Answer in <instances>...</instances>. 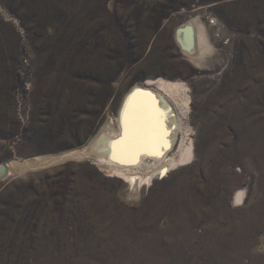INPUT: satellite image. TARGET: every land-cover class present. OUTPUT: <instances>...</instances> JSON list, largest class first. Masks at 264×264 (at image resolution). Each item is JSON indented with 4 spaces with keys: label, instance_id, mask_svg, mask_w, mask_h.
I'll return each instance as SVG.
<instances>
[{
    "label": "rangeland",
    "instance_id": "obj_1",
    "mask_svg": "<svg viewBox=\"0 0 264 264\" xmlns=\"http://www.w3.org/2000/svg\"><path fill=\"white\" fill-rule=\"evenodd\" d=\"M182 27L201 33L200 52L184 51ZM136 86L163 95L173 119L162 161L138 168L156 170L151 183L132 185L114 168L125 162L81 151L117 134ZM257 132L264 0H0V264H210L215 248L219 264H249L264 220L238 235L227 215L252 216L264 197L246 153ZM188 143V160L163 164Z\"/></svg>",
    "mask_w": 264,
    "mask_h": 264
},
{
    "label": "bare ground",
    "instance_id": "obj_2",
    "mask_svg": "<svg viewBox=\"0 0 264 264\" xmlns=\"http://www.w3.org/2000/svg\"><path fill=\"white\" fill-rule=\"evenodd\" d=\"M183 27L178 32V38H179V41L181 43V46H183V48H185L184 51L187 54H189V55H193L194 52H196V50H198V49H199L198 51L200 52L201 51V46H203V44L205 43L204 38L201 36V33L200 32H199V34L197 32L195 33V31L192 30L191 27L190 28H183ZM157 85L159 87H161V89H163L168 94H172L173 92H180L182 90V88H183V85H181V84H168V83H166V81L165 82L159 81L157 83ZM162 96L163 95H161V97L158 98L156 96V94L155 95L152 94L149 91V89L148 90L147 89L144 90V89H140V87H137V86L132 88L129 91V93L126 95V97L124 99V102H123V105L121 106V109H120V112H119L117 134L112 135L110 133V131H102V132H100L95 137V139L92 141V143L90 144L89 148L88 149H84V150L81 151V155L84 154V153L90 152L92 154H95V155L101 157L104 160H111L112 161V158H113V159H116V161H118V164L121 163V162H123V163L125 162L126 164L124 163L125 165L123 167L122 166L121 167H119V166L116 167L117 165L114 167L115 171L117 173H119L120 176H123L124 178H126L130 182V184H132V185L135 184V183L142 184V182L143 183H147V184L151 183V179L153 177V173L156 170H152V171H150L148 173L147 170H144L143 172H141L140 171L141 169L139 170L138 168H139V166H141V164H142L141 162H143V163H149V161H152L153 163L160 162V160L164 156V153L166 152L165 150L167 149V147H165V146H167V145H165L163 143L164 142L163 140L166 137L165 130H164V124H165V122L170 123L171 120L173 119V116L169 112L170 111L169 105L167 104V102L164 100V97H162ZM240 109H241V107H240ZM240 109L236 108L235 111L239 112ZM176 124H178V123H176ZM168 132H170V131H168ZM168 132H166V134ZM251 133H249V134H251ZM249 134L247 135V137L249 136ZM174 136H175V131L173 132L172 139L174 138ZM247 137L245 138L246 142H248V144L249 143L251 144L252 141H254V140L249 142V139ZM255 138H257L256 142L254 143V145L252 147H250L249 150L246 151V153H248V154H250L252 156V158L255 161V163L258 166H260L261 169H264V132H263V134L260 133V132H257ZM169 139H171V138L169 137ZM165 141H166V139H165ZM171 142H172V140L169 141V143H171ZM168 145H170V144H168ZM191 156H192L191 144L188 143L187 146H185V147L182 146L181 147L180 154H179V156L177 158L171 157L168 160V162L163 163V164L166 165L168 163V164H170L172 166V165H175L174 163L188 160ZM126 161H129L131 163H135V164L138 165V166L132 167L135 172L131 169V167L129 168V166L131 164L130 165L127 164ZM8 164L9 165H8V169L7 170H9V171H13V170L18 169V168H20L22 166V165H20L19 163L15 162V161L10 162ZM126 165H129V166H126ZM165 165L161 164V166H159V167L157 166L158 167L157 168L158 172ZM130 170H132L133 172L130 171ZM263 188H264V181L262 183V189ZM240 200H241V197H240V194L238 193V195L236 196V201L241 202ZM249 206H251L249 209L252 211V213H251V215L253 214L252 216H248L247 214H245V212H241L240 214L239 213L238 214L232 213L230 215L228 214L229 216L227 215V220L229 221V223L232 224V225L235 224V225H237L239 227L240 230L238 229V231L236 233L238 235L242 234L243 233L242 228L245 227V226H248V225H249L248 235L249 236L252 235V231L257 226L259 219L264 220V218L261 215H259L260 210L264 209V197H262L260 199V201L258 200L256 203L251 204ZM154 216H155V214H154ZM217 222H218V220H217ZM214 223H216V222H214ZM124 234H126V233H124ZM220 235H222V234H220ZM125 236L123 235V237H125ZM133 236H135V235H133ZM138 237H137V239H138ZM134 238H136V237H134ZM130 242H131V240H130ZM228 242L229 241H226V242L225 241H223V242L221 241V243H223L224 246L227 245ZM140 244H141V241H140ZM128 245H129V243H128ZM145 245H146V243L143 246L145 247ZM213 245H215L214 242H213ZM245 245H247V243H245ZM252 245H253V241L249 238L248 247H247V249L244 250V252L249 255V258H250L249 264H264V254L263 253L257 254L252 249V247H251ZM139 247H140V245H139ZM155 247H156V245H155ZM227 247H229V246H227ZM212 248H210V250ZM145 249H144V251L147 252V250H145ZM220 249L219 248H215L213 250V252H212L213 253V255H212L213 256V263H210V264H219L223 260V258H226L225 257L226 254L224 256L222 253H216ZM222 249H224V248H222ZM132 250H133V248H132ZM142 250H143V247H142ZM154 253H155V251H154ZM132 254H133V252H132ZM129 256H130V254H129ZM154 256H155V254H154ZM158 256H159V254H158ZM134 257H135V255H134ZM145 257L146 256H144V258ZM150 257L152 258V256H150ZM118 259H119V257H118ZM167 259H168V257H167ZM168 260H170V259H168ZM149 261H151V260H149ZM155 261H156V259H155ZM130 262L132 263V261H130ZM158 262H162V261L158 260ZM127 263H128V261H127ZM138 263L140 264V262H138ZM119 264H121V263L119 262ZM146 264H148V262ZM186 264H194V263L191 261V263L187 262Z\"/></svg>",
    "mask_w": 264,
    "mask_h": 264
}]
</instances>
